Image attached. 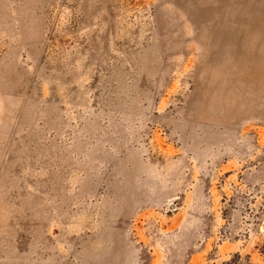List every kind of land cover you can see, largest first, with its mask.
Instances as JSON below:
<instances>
[{
  "label": "rangeland",
  "instance_id": "1",
  "mask_svg": "<svg viewBox=\"0 0 264 264\" xmlns=\"http://www.w3.org/2000/svg\"><path fill=\"white\" fill-rule=\"evenodd\" d=\"M0 264H264V0H0Z\"/></svg>",
  "mask_w": 264,
  "mask_h": 264
}]
</instances>
